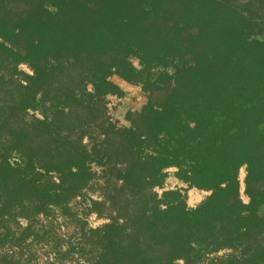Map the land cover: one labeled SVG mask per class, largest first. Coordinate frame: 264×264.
Masks as SVG:
<instances>
[{
  "label": "trees",
  "instance_id": "1",
  "mask_svg": "<svg viewBox=\"0 0 264 264\" xmlns=\"http://www.w3.org/2000/svg\"><path fill=\"white\" fill-rule=\"evenodd\" d=\"M18 1L0 0V88L11 96L0 129L59 84L66 103L28 128L4 130L0 214L64 204L92 178L94 164L106 175L116 169L129 194L110 190L94 202L109 199L118 216L89 228V246L78 251L91 254L93 264H172L178 256L190 264L238 244L252 264H264V41L254 38L264 31L253 17L228 0H25L15 17L11 4ZM185 54L191 58L184 61ZM22 62L35 67L33 81L10 78L12 88L1 72ZM154 67L163 70L145 77ZM114 75L140 80L158 98L129 112L131 124L122 130L106 119L104 139L88 146L83 137L104 115V97L124 94ZM12 151L20 162L9 160ZM243 164L249 203L238 193ZM37 165L64 173L65 188L40 182ZM169 168L190 187L211 191L207 200L189 206L179 188L152 195Z\"/></svg>",
  "mask_w": 264,
  "mask_h": 264
},
{
  "label": "rangeland",
  "instance_id": "2",
  "mask_svg": "<svg viewBox=\"0 0 264 264\" xmlns=\"http://www.w3.org/2000/svg\"><path fill=\"white\" fill-rule=\"evenodd\" d=\"M228 1L238 7L244 17H253L256 28L264 31V0ZM25 3V0L13 2L11 4L13 8L11 10L12 16L17 17L21 13L22 7L26 6ZM17 6L21 7L17 8ZM197 29L198 26H195L189 30L190 33H193ZM254 38L264 41V36L261 34H255ZM190 58V54H185L183 60ZM129 59L134 66L141 68L137 56L132 55ZM34 69L33 64L22 62L11 73L7 71L1 73L4 75V79L8 80L10 87L13 88L15 85L9 80L13 79L15 82L29 84L33 81ZM167 69L173 71L174 68L169 66ZM160 70H163V68H151L144 73V76L150 77L151 72H153L154 78H156ZM132 84L135 90L130 92L128 96L124 93L122 96L108 94L104 97L102 100L104 115L95 117L83 137L84 144L90 146L104 139L102 130L104 125L102 124L103 122L107 124L106 119L115 124V129L122 130L131 124L129 112L141 110L148 103L150 97L158 98V90L152 88L150 91L144 90L140 80H133ZM62 87L63 85L59 84L57 89L38 107L27 108L14 116L6 118L8 123L5 127H13L18 130L28 128L31 124L44 120L48 115L51 116L56 106H62L66 103L65 99H60ZM88 90L90 91V86H88ZM6 100H11V96L6 94L5 88H0V106L3 104L2 110H0V120L4 108L7 106L3 103ZM170 127L174 128L175 126L173 124ZM5 129H0V146L4 138L8 136L4 131ZM110 135L112 136V134ZM9 160L20 162V154L17 151H12ZM36 171L40 173V182L55 183L60 189L65 188L66 184L61 179L64 173L61 174L56 169H46L40 165L36 166ZM166 172L168 177L171 175L178 178L176 168H169ZM105 175L106 171L104 172L102 167L93 164L91 169L92 178L88 182L80 183L76 187L77 189L75 188L68 193L64 199V204L53 202L42 211L23 216L18 215L19 209L12 211L11 214L7 210L0 214V264H93L88 259L91 254L78 251L86 244L89 246V228L102 226L118 216L117 207L110 206L109 199L105 204L94 202L103 200L110 190L118 191L122 195L129 194L127 187L123 186V181L117 179L118 171L116 169ZM246 177L247 165L243 164L238 173V193L244 203H249L250 197L246 192ZM178 180L181 184H184L183 197L189 206H198L207 200L211 194V191L190 187L179 178ZM170 186H172V183L167 178L164 186L153 187L151 193L156 195L157 198H161L164 191L176 189ZM260 187L264 189V180L260 183ZM244 252V245L227 246L205 253L198 258H192L189 263L252 264L251 256H248L250 252L248 250H246V254ZM172 264H186V258L178 256Z\"/></svg>",
  "mask_w": 264,
  "mask_h": 264
},
{
  "label": "crops",
  "instance_id": "3",
  "mask_svg": "<svg viewBox=\"0 0 264 264\" xmlns=\"http://www.w3.org/2000/svg\"><path fill=\"white\" fill-rule=\"evenodd\" d=\"M112 81L115 82L117 85H119V87L123 90L126 96H128L130 92L135 90V87L132 83L127 82L126 80H124L118 75H114L112 77ZM168 180L169 182L172 183V186L170 187L179 188L180 190L184 191V188H183L184 184H181L178 178H176L175 176L169 175ZM192 206L195 207V205H192Z\"/></svg>",
  "mask_w": 264,
  "mask_h": 264
}]
</instances>
